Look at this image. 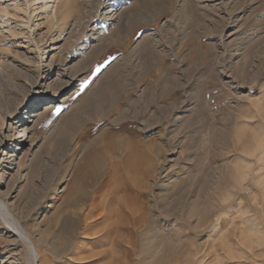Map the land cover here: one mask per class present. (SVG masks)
<instances>
[{
	"label": "rangeland",
	"instance_id": "1",
	"mask_svg": "<svg viewBox=\"0 0 264 264\" xmlns=\"http://www.w3.org/2000/svg\"><path fill=\"white\" fill-rule=\"evenodd\" d=\"M18 1L26 8L30 0ZM109 1L114 4L110 15L94 14L95 7H104ZM181 1L186 11L179 12L184 16L173 11L175 0H74L79 7L76 5L73 16L78 15L77 9L89 16L73 34H61L39 14L26 29L17 23L12 8L2 17L0 26L30 37L8 46L6 61L12 67L4 87L13 94L6 105L20 109L19 115L26 104L38 101L40 97L34 96L30 87L38 75V84L48 90L35 112L42 115L34 120V133L19 147H23V158L34 160L13 178H3V173L14 162L16 141H9L1 132L0 118V155L7 162H0V197H5L12 214L22 221L39 252V264H96L98 260L97 264H154V256L167 251L162 240L152 238L156 233L169 237L165 264H264V0ZM50 35H71L64 39L68 52L59 74L49 75L55 79L53 83L42 81L44 72H50L43 65L49 60L41 59L45 47L50 46ZM97 43L102 46H95ZM104 71L108 77L103 76ZM1 98L0 91V110L6 113ZM53 101L57 105L49 112L40 110ZM56 109L61 110L59 115ZM20 131H15V138ZM108 137L115 142L112 148L106 146ZM96 172L97 181L91 184ZM229 172L239 180L222 185ZM165 185L168 191H162ZM93 199L101 206L98 210L90 204ZM210 199L216 209L208 211L202 223L199 218ZM112 204L126 206L125 214L118 211L115 216L119 221L112 215ZM192 210L195 215L191 218ZM72 216L80 223L75 244L67 235H58L61 229L71 227ZM99 217L108 224L103 223L105 230L96 224L89 229L88 224ZM152 218V232H156L148 233L147 243L141 240V232L136 241L129 236L118 241V235L136 220L143 219L145 226ZM166 218L169 227L164 225ZM102 236L104 243L97 245ZM27 246L9 231L0 214V264H33ZM100 249L106 252L104 260L96 255ZM175 251L179 253L171 258ZM126 252L131 253L129 258Z\"/></svg>",
	"mask_w": 264,
	"mask_h": 264
},
{
	"label": "bare ground",
	"instance_id": "2",
	"mask_svg": "<svg viewBox=\"0 0 264 264\" xmlns=\"http://www.w3.org/2000/svg\"><path fill=\"white\" fill-rule=\"evenodd\" d=\"M108 1V0H107ZM138 1H140V0H138ZM19 2L20 1H18V0H0V22H1V20H3L2 19V17L3 16H8V14H10V12H9V8H12V10L15 12L14 14H15V19H17V23H20V25L22 24V27H23V24L25 25V27H23L24 29H26V25H27V27L29 26V24H31V23H33L32 21H33V17H37V15L39 14V16L41 17L42 16V18L44 19V21H46L48 24H49V26H51V27H57V29H59V31H60V33L61 34H63V33H65V32H67V33H69V34H73V31L76 29V27L78 26V24H80V23H84V22H82L86 17H88L86 14H88V13H86V12H81V9H80V11H79V9H77L78 10V15H77V13H76V16H73V13H74V10L76 9V7L78 6L77 4V6L75 5V2H74V0H30L29 1V3L26 5V8L23 6H21L22 4H20L19 5ZM94 2V1H93ZM114 2V1H113ZM143 2H144V0H143ZM175 2H176V0H175ZM181 0H178L177 2H176V5H175V7H174V9H173V11L175 12V14L177 13V14H179L180 12H182V11H186V10H182V9H185L184 7H183V5L181 4ZM102 3V2H101ZM128 3V2H127ZM130 3V2H129ZM131 3H133V2H131ZM187 3V2H186ZM98 4V3H97ZM103 4V3H102ZM102 4H101V6H102ZM83 5V4H82ZM88 5V4H87ZM168 5L169 4H167V7H168ZM172 5V4H171ZM114 6V4H112L110 1L109 2H107L106 4H105V6L104 7H95V12H94V14H96V15H101V14H103L104 16H107V15H110V13H111V11H113V10H111V9H109L110 7H113ZM135 6V5H134ZM140 7H141V5H139ZM170 6V5H169ZM79 7V6H78ZM84 7V6H83ZM88 7H90V6H88ZM132 7V6H131ZM122 8V7H121ZM86 9V8H85ZM88 9V8H87ZM93 9V8H92ZM139 9V8H138ZM125 10V9H124ZM159 10V9H158ZM157 10V11H158ZM169 10V9H168ZM171 10H172V7H171ZM182 10V11H181ZM103 11H104V13H103ZM115 11V10H114ZM119 11V10H118ZM132 11V10H131ZM139 11V10H138ZM137 11V12H138ZM180 11V12H179ZM169 12V11H168ZM188 12V11H187ZM186 12V13H187ZM122 13V12H121ZM121 13H120V15H121ZM157 13H161V11H159V12H157ZM156 13V14H157ZM185 13V12H184ZM126 14H128V13H126ZM162 14V13H161ZM174 14V15H175ZM125 15V14H124ZM160 15V14H159ZM159 15H157V16H159ZM170 15H173V14H170ZM180 15H181V13H180ZM180 15H179V17H180ZM186 15V14H185ZM95 16V15H94ZM103 16V17H104ZM113 16V15H112ZM111 16V17H112ZM117 16V15H116ZM118 16H119V13H118ZM122 16V15H121ZM120 16V17H121ZM178 16V15H177ZM181 16H184V15H181ZM10 17H12L11 15H10ZM119 17V18H120ZM123 17V16H122ZM142 17V16H141ZM172 17V16H171ZM178 17V18H179ZM13 18H14V16H13ZM108 18V17H107ZM118 18V17H117ZM124 18H125V16H124ZM170 18V17H169ZM172 18H174V17H172ZM171 18V19H172ZM92 19V18H91ZM111 19V18H110ZM10 20H11V18H10ZM10 20H9V23H10ZM38 20V19H37ZM89 20V19H88ZM107 20V19H106ZM127 20V19H126ZM16 21V20H15ZM86 21V20H85ZM92 21H94L93 19H92ZM7 22V21H6ZM12 22V21H11ZM112 22V21H111ZM169 22H171V21H169ZM12 23H14V22H12ZM86 24H87V22H85ZM118 23V22H117ZM4 24H5V21H4ZM36 24V23H35ZM8 25H10V24H8ZM14 25V24H13ZM19 24L17 25V26H20ZM81 25V24H80ZM97 25V24H96ZM15 26H16V24H15ZM36 27H37V25H35ZM34 26V27H35ZM43 26V25H42ZM88 26V25H87ZM22 27H20V28H18V29H21ZM29 27H31V26H29ZM82 27V26H81ZM81 27H79V28H81ZM89 27V26H88ZM116 27V26H115ZM14 29V28H13ZM13 29H11V28H9V27H5V26H0V56H1V58H0V91L2 92V98H1V102H2V105H3V107H6V108H8V110L6 111V113H4V111L3 110H0V118L2 119L1 120V132H3L4 134H5V137L9 140V141H11V142H15L16 141V144H15V146H13V149H14V152H13V154H12V158H14L13 159V163H11L10 165H9V167H8V170H5L4 171V173H3V178L4 177H7L8 175L9 176H12V178L14 177V176H16V175H18L19 174V176H20V174L22 173V171L23 170H26V169H28V167H30V165H28L29 164V162L31 161V159L30 158H27V157H25V158H23L22 157V152H23V147H21V149L19 148L20 147V144L21 143H23V145L25 144V142H26V140L28 139V136L35 130V127H36V123H37V120L36 121H34L36 118H39L41 115H42V113H35L36 111H38V110H36L37 109V106L38 105H40L41 104V102H40V100H41V97L42 96H44L45 94H47V92H48V90H45V88H44V84L43 83H40V84H38L39 83V81H41V76H37L36 77V79H37V81H32V82H30V87H31V90L33 91V95L35 96H37L38 95V97H40L39 98V100L38 101H33V102H31V104H26L25 105V107L24 108H22V110H21V112L19 113V115H16V113L20 110V109H18V108H16V109H14V108H12V109H9V106L8 105H6L7 104V101H8V99H10V95H12L13 93H11V90L10 89H7V88H5L4 86L6 85V83L8 82L9 83V81H8V75H7V72L8 71H10L11 70V68L10 67H12L11 65H10V63H7V61H6V56H9L8 55V53H10V49H9V47L8 46H10L11 44L12 45H15V44H19V40L18 39H24L25 38V40L24 41H27V39H29L30 37H28V36H24L23 37V35H21V34H23V33H21V34H18V32L16 33ZM23 29V30H24ZM29 30H30V28H28ZM53 29V28H52ZM28 30V31H29ZM32 30V29H31ZM115 30V29H114ZM58 31V32H59ZM77 31V30H76ZM25 32V31H24ZM31 32V31H30ZM20 33V32H19ZM26 33V32H25ZM52 33V32H51ZM80 33H81V31H80ZM100 33V32H99ZM82 34H84V33H82ZM154 34V33H153ZM25 35V34H24ZM77 35V34H76ZM85 35V34H84ZM105 35V34H104ZM150 35V34H149ZM30 36H31V34H30ZM35 36V35H34ZM66 36L67 35H50V46L48 45L47 47H45V49L43 50V55H42V60H44V59H46V61H48V63H45V64H43L44 65V68H47L48 69V71H50V72H44V78L42 79V81H44L45 82V80H47V81H49V80H51V82L53 83V82H56L55 81V79L54 80H52L53 79V77L55 76V75H57V73L58 72H60V70L61 69H59V66H60V64H61V62L62 61H64L63 59L65 58L64 56L66 55V53L68 52V42H67V44H66V41H67V39L68 38H70L69 36H71V35H69V36H67V39L64 41V39L66 38ZM81 36H83V35H81ZM146 36V35H145ZM152 36V35H151ZM72 37H74L75 38V36H72ZM80 37V36H79ZM86 37V36H85ZM103 37H105V36H103ZM33 38V37H32ZM31 38V39H32ZM36 38V37H35ZM81 38V37H80ZM97 38H99L98 36H97ZM107 38V37H106ZM143 38H145V37H143ZM146 38H147V36H146ZM61 39H63V41H64V43H63V45H60V46H58V43H59V41H61ZM104 39V38H103ZM142 39V38H141ZM140 39V40H141ZM151 39V38H150ZM154 39V38H153ZM77 40H79V38L77 39ZM104 40H106V39H104ZM109 40V39H108ZM145 39H143L142 41H144ZM23 41V40H22ZM147 41H149L148 39H147ZM28 42H29V40H28ZM45 42V41H44ZM21 43V42H20ZM106 43V42H105ZM143 43H145V41L143 42ZM35 44V43H34ZM46 44V43H45ZM101 45L102 46V44H100V43H97V45H95V46H99V45ZM137 44H138V42H137ZM25 45V44H24ZM32 45V44H31ZM73 45V44H72ZM72 45H71V47H72ZM78 45V44H77ZM76 45V46H77ZM107 45V44H106ZM139 45H140V43H139ZM17 46V45H16ZM44 46V45H43ZM70 46V45H69ZM74 46V45H73ZM105 46V45H104ZM135 46V45H134ZM142 46V45H141ZM49 47H50V49H49ZM78 47V46H77ZM96 48V47H95ZM105 48V47H104ZM99 49V48H98ZM102 49V48H101ZM133 50H134V48H132ZM139 49V48H138ZM30 50V53L31 52H33L32 51V49H29ZM79 50V49H78ZM103 50V49H102ZM129 50H131L130 48H129ZM37 51V50H36ZM84 51V50H83ZM132 51V50H131ZM136 51H138V50H136ZM135 51V52H136ZM17 52V51H16ZM29 52V51H28ZM40 52H41V49H40ZM80 52V51H79ZM78 52V53H79ZM90 52H92V51H89V53ZM99 52H100V50H99ZM104 52V51H103ZM84 53V52H83ZM33 54V53H32ZM65 54V55H64ZM70 54V53H69ZM80 54H81V52H80ZM92 54H95V53H93L92 52ZM20 55V54H19ZM68 55V54H67ZM82 55V54H81ZM90 55H91V53H90ZM83 56V55H82ZM81 56V57H82ZM89 56V55H88ZM88 56H86V57H88ZM93 56V55H92ZM19 57V56H18ZM26 57V56H25ZM37 57V56H36ZM38 57H39V55H38ZM37 57V58H38ZM84 57V56H83ZM90 57V56H89ZM88 57V58H89ZM96 58L98 57V56H95ZM94 57V58H95ZM21 58H24V57H22V55H21ZM40 58V57H39ZM77 58H78V56H77ZM85 58V57H84ZM87 58V59H88ZM15 59V58H14ZM40 59V60H41ZM67 59H68V57H67ZM66 59V60H67ZM86 59V58H85ZM85 59H84V61H85ZM17 60V59H16ZM20 60V59H19ZM27 60V59H26ZM32 61H33V59H31ZM30 60V61H31ZM38 60V59H37ZM80 60V59H79ZM83 60V59H82ZM12 61V60H11ZM83 61V62H84ZM92 61V60H91ZM121 61V60H120ZM14 62H17V61H14ZM28 62V61H27ZM44 62V61H43ZM80 62H82V61H80ZM94 62V61H93ZM92 62V63H93ZM21 63V62H20ZM64 63H65V61H64ZM77 63H79V62H77ZM85 63V62H84ZM26 64V63H25ZM25 64H22V65H25ZM32 64V63H31ZM40 64V63H39ZM70 64V63H69ZM76 64V63H75ZM74 64V65H75ZM87 64L89 65L90 63H89V61L87 62ZM13 65H15L16 66V64H13ZM28 65H30V64H28ZM74 65H72L71 67H73ZM21 66V65H20ZM31 66V65H30ZM68 66V65H67ZM77 66L79 67V65L77 64ZM86 66V65H85ZM32 67H33V65H32ZM35 67V66H34ZM14 68H16V67H14ZM13 68V69H14ZM25 68V67H24ZM62 68V67H61ZM68 68V67H67ZM74 68V67H73ZM72 68V69H73ZM81 68V67H80ZM89 68H90V66H89ZM10 69V70H9ZM13 69H12V71H13ZM23 69V68H22ZM30 69V68H29ZM66 69V68H65ZM79 69V68H78ZM84 69V68H83ZM109 69V68H108ZM15 70V69H14ZM18 70H19V68H18ZM21 70V69H20ZM17 71V70H16ZM24 71V70H23ZM30 71V70H29ZM37 71V70H36ZM65 71V70H64ZM67 71V70H66ZM72 71H74V72H76L75 70H72ZM79 71V70H78ZM77 71V72H78ZM107 71V70H106ZM21 72H22V70H21ZM74 72H72V73H74ZM77 72H76V74H77ZM83 72V71H82ZM25 73H27V72H25ZM51 73V74H50ZM85 73V72H84ZM104 73H105V75H103V76H105V77H108V76H106V72L104 71ZM13 74V73H12ZM17 74H19V73H17ZM37 74H39V73H37ZM59 74V73H58ZM75 74V75H76ZM108 74H109V72H108ZM107 74V75H108ZM19 75H21V73L19 74ZM49 75H53V77L50 79L49 77ZM65 75V74H64ZM10 76V75H9ZM18 76V75H17ZM63 76V75H62ZM69 76V75H68ZM110 76V75H109ZM20 77V76H19ZM70 77V76H69ZM75 77V76H74ZM23 78V77H22ZM26 78V77H25ZM25 78H24V81H25ZM29 78V77H28ZM27 78V79H28ZM32 78V77H31ZM59 78V77H58ZM64 78V77H63ZM101 78H104V77H102L101 76ZM13 79V78H12ZM60 79V78H59ZM73 79V78H72ZM10 80V79H9ZM16 80V79H15ZM102 80V79H101ZM105 80V79H104ZM11 81V80H10ZM17 81V80H16ZM23 81V82H24ZM70 81V80H69ZM26 82V81H25ZM27 83V82H26ZM71 83V82H70ZM61 84V83H60ZM13 88V87H12ZM52 88V87H51ZM60 88V87H59ZM58 88V89H59ZM57 89V90H58ZM61 89V88H60ZM59 89V90H60ZM63 89H65V86L63 85V87H62V90ZM13 90H14V88H13ZM12 90V91H13ZM50 90V89H49ZM97 90V89H96ZM101 89H99L98 91H100ZM17 92V91H16ZM22 92V91H21ZM58 92V91H57ZM56 92V93H57ZM101 92H102V90H101ZM101 92H99L100 94H102ZM57 95V94H56ZM7 96V97H6ZM19 96V95H18ZM23 96H25V95H23ZM94 96H96V95H94ZM101 96H103V95H101ZM90 97V96H89ZM86 98V97H85ZM84 98V99H85ZM83 99V100H84ZM88 99H90V98H88ZM100 99V98H99ZM24 102L25 101H28V98L27 97H23V99H22ZM21 100V101H22ZM83 100H81V101H83ZM85 100H87V99H85ZM86 102V101H85ZM90 102V101H89ZM82 104H85V103H82ZM6 105V106H5ZM21 105V104H20ZM57 105V104H56ZM56 105H55V102L53 101V102H50V103H47V104H44V105H42V108L40 109V110H43V111H48V110H50V109H53L54 107H56ZM80 105V104H79ZM79 105H77V106H79ZM8 106V107H7ZM85 106H87V105H85ZM83 107V106H82ZM78 109L79 108H77V110H76V112H78ZM82 108L80 107V110H81ZM40 112V111H39ZM49 112V111H48ZM73 112V111H72ZM46 113V112H45ZM79 113V112H78ZM77 113V114H78ZM73 114H74V112H73ZM27 115H28V117H27ZM75 116H77L76 114H74ZM74 115H72V117L74 116ZM79 115V114H78ZM20 117V120L18 121V126H16L15 127V125H17V122H15V120L17 119V118H19ZM67 117H69V116H67ZM66 117V118H67ZM70 117H71V115H70ZM70 117H69V119H70ZM31 119H33L32 121H31ZM68 119V118H67ZM72 120V119H71ZM70 120V121H71ZM69 121V120H68ZM74 121H76L75 119H74ZM73 121V122H74ZM73 122H71V123H73ZM78 122V121H77ZM34 123V125L33 126H30L31 124H33ZM39 123V122H38ZM69 123V122H68ZM79 123V122H78ZM74 124V123H73ZM72 125V124H71ZM70 125V126H71ZM76 126H77V124H75ZM158 125V124H157ZM160 125V124H159ZM61 126H62V124H61ZM60 126V130H61V127ZM38 127V126H37ZM57 127V126H56ZM63 127H64V125H63ZM73 127V126H72ZM19 128H21V131H20V133H19V136L18 137H16L15 138V131L17 130V129H19ZM67 128V127H66ZM68 128H71V127H68ZM66 129V130H69V129ZM65 130V129H64ZM74 130V129H73ZM65 132V131H64ZM34 133V132H33ZM66 133V132H65ZM50 136V135H49ZM116 138V137H115ZM114 138V139H115ZM17 139H18V141H17ZM226 139V138H225ZM225 139H223V140H225ZM115 140H117V139H115ZM36 143V142H35ZM35 143H33V145L35 144ZM224 143V142H223ZM228 143V142H227ZM44 144V143H43ZM117 144H118V142H117ZM122 145V144H121ZM127 145V144H126ZM2 146V145H1ZM106 146H107V148H112V147H114L115 146V142H113L112 141V138H110V137H108L107 139H106ZM118 146V145H117ZM163 146V145H162ZM146 147V146H145ZM152 147V146H151ZM159 147V146H158ZM124 148V147H123ZM130 148V147H129ZM20 149V152H18V150ZM162 149H163V147H162ZM132 150V149H131ZM149 151V150H148ZM161 151L162 150H160V153H161ZM18 152V153H17ZM17 153V154H16ZM36 154H37V152H35ZM34 153V154H35ZM121 153H122V151H121ZM149 153H150V151H149ZM158 153V152H157ZM125 154V153H124ZM6 155V154H5ZM133 155L135 156V154L133 153ZM161 155V154H160ZM32 156V155H31ZM166 156V155H165ZM164 156V157H165ZM34 157V156H33ZM37 156H35V158H36ZM123 157H125V156H123ZM133 157V156H132ZM37 158H39L40 159V157H37ZM8 159V158H7ZM38 159V160H39ZM135 159V158H134ZM133 159V160H134ZM165 159V158H164ZM34 160V159H33ZM32 160V161H33ZM36 160V159H35ZM18 161H20V162H18ZM31 161V162H32ZM40 161H41V159H40ZM39 161V162H40ZM0 162H3V163H7L6 162V160H5V157H3V156H1L0 155ZM35 162H37V161H35ZM38 162V163H39ZM168 162V161H167ZM165 163V162H164ZM31 164V163H30ZM113 164V163H112ZM32 165H33V163H32ZM32 165H31V168H33L32 167ZM35 165V164H34ZM150 165H151V163H150ZM162 165V164H161ZM166 165V164H165ZM164 166V165H163ZM162 166V169L164 168ZM36 168V167H35ZM34 168V169H35ZM127 168V167H126ZM30 169V168H29ZM160 169V168H159ZM162 169H161V171H162ZM33 170V169H32ZM127 170V169H126ZM146 170V169H145ZM141 171V170H140ZM139 171V172H140ZM15 174H14V173ZM136 172V171H135ZM138 172V173H139ZM113 174L114 173H112V172H110L109 173V176L112 178L113 177ZM144 174V173H143ZM159 174V173H158ZM157 174V175H158ZM31 175V174H30ZM141 175V174H140ZM149 175V174H148ZM161 175V174H160ZM159 175V176H160ZM168 175V172L165 174V177ZM26 176V175H25ZM29 176V175H28ZM144 176H146V174L144 175ZM140 177V176H139ZM164 177V176H163ZM17 178V177H16ZM19 179H20V177H18ZM22 178H23V176H22ZM26 178V177H25ZM32 178V177H31ZM31 178H29V180H31ZM96 178H97V172L96 173H94V175H93V181L91 182V184H95L96 183ZM118 178V177H117ZM159 178V177H158ZM224 179H222L221 180V184L223 185V183H225L224 185H227V184H231V183H233V184H236L235 182H237L238 180H239V177L238 176H234V172L233 173H231V172H229L228 173V175L227 176H225V177H223ZM147 179V178H146ZM13 180V179H12ZM24 180V179H23ZM96 180V181H95ZM141 180V179H140ZM17 181V180H16ZM19 181V180H18ZM21 181H22V179H21ZM26 181V183L28 182L27 180H25ZM146 181V180H145ZM142 182V181H141ZM148 182V181H147ZM147 182H145V184L147 183ZM153 182V181H152ZM1 184L3 183V182H0ZM144 183V182H143ZM154 183H156V182H154ZM16 184V183H15ZM140 184V183H139ZM148 184V183H147ZM158 184V183H157ZM219 184V183H218ZM162 185V184H161ZM149 187H152V186H147V189L149 188ZM167 187H168V185H165V186H163L162 187V191H168V189H167ZM122 189V188H121ZM125 190V189H124ZM125 193H127V191L125 192ZM161 195V194H160ZM164 195V194H163ZM84 196V195H83ZM126 196V195H125ZM3 197V196H2ZM85 197V196H84ZM5 198V197H4ZM4 198H1L0 197V214L2 215V217H3V219H4V221H5V224L7 225V227H8V229H9V231H11L13 234H14V236H16V238L19 240V241H21V242H24V243H26L28 246H27V248H29V251H30V254H31V258H32V262H33V264H39L40 263V260H39V252H38V250H37V248H36V246L34 245V243L32 242V240H31V238L27 235V233L25 232V230H24V227L22 226V224H21V222L12 214V212H11V210L9 209V205H8V202L4 199ZM77 198V197H76ZM75 199V198H74ZM85 199V198H84ZM152 199V198H151ZM217 199V196L215 195V196H213V200H216ZM77 200V199H76ZM115 201V200H114ZM133 201V200H132ZM81 202V201H80ZM145 202V201H144ZM90 203V202H89ZM98 203V202H97ZM96 202H95V200L93 199V201H92V203H90L91 204V206L93 207V209L94 210H98L99 209V207H101V206H99L98 204H97ZM122 204V203H121ZM140 204V203H139ZM207 206L206 205H204V206H206V212H204L203 213V215H202V217L201 218H199L200 219V221L202 222V223H204V221H205V219H206V217L208 216L207 214H210V213H207L208 211L209 212H211L212 210L214 211L215 209H214V207H215V204L213 203V201L210 199L208 202H207ZM120 205V204H119ZM133 205V204H132ZM155 205V204H154ZM125 206V205H124ZM139 206V205H138ZM218 206V205H217ZM111 211H112V213H114V214H112L113 215V217H115L116 215L117 216H119V214H117V212L119 211V212H121V213H123V214H125V212H127L126 210H125V208H126V206H125V208H123L122 206H120V207H116L115 205H111ZM128 207V206H127ZM134 207V206H133ZM137 206H135V208H136ZM140 208H141V206H139ZM154 207V206H153ZM138 208V207H137ZM144 208V207H143ZM142 208V209H143ZM151 208V207H150ZM125 210V212H124V210ZM133 209V208H132ZM147 209V208H146ZM79 210V209H78ZM82 210V209H81ZM80 210V211H81ZM205 210V209H204ZM83 211V210H82ZM87 211V210H86ZM101 211V210H100ZM137 211V210H136ZM147 211H149V210H147ZM146 211V212H147ZM154 211V210H153ZM134 212V211H133ZM138 212V211H137ZM151 212H152V210H151ZM14 213V212H13ZM100 213V212H99ZM130 213V212H129ZM139 213V212H138ZM143 213V212H142ZM150 213V212H149ZM212 214V213H211ZM86 215V214H85ZM101 215H103V214H101ZM106 215V214H105ZM112 215L110 216V217H112ZM132 215V217H133V214H131ZM150 215V214H149ZM194 210H192L191 212H190V217L192 218V217H194ZM207 215V216H206ZM79 216V215H78ZM83 216V215H82ZM116 216V217H117ZM124 217H126L125 215H123ZM141 216V215H140ZM142 216H144V215H142ZM147 216V215H146ZM154 216V215H153ZM115 217V218H116ZM120 217H121V215H120ZM136 217V216H135ZM139 217V216H138ZM69 218V217H68ZM79 218V217H78ZM81 218V217H80ZM89 218V217H88ZM159 218H160V216H159ZM110 219V218H109ZM148 219V218H147ZM209 219V218H208ZM72 224H71V227L70 228H68V230L66 229V228H63V229H61V232H59V234L58 235H60V236H62V235H67L68 236V238L72 241V239H73V241L75 240V238H76V236H77V233H78V231H79V221H78V219H77V217H75V216H72ZM115 220H118V218H116ZM121 220V219H120ZM136 220V219H135ZM150 220V219H149ZM160 220H161V218H160ZM104 221H105V219H103V218H97L96 220H94L92 223L90 222L89 224H88V227H89V229L90 228H92L95 224H96V226H98L99 228V230H101V231H103V230H105V226H103V223H104ZM110 221V220H109ZM114 221V220H113ZM119 221V220H118ZM147 221V220H146ZM159 221V220H158ZM200 221H199V223H200ZM209 222H210V220H208ZM69 222V221H68ZM161 222V221H160ZM160 222H159V224H160ZM164 222H165V224L164 225H166L167 227H169V218H166L165 220H164ZM71 223V222H70ZM116 223V222H115ZM134 223V222H133ZM154 223H155V219L154 218H152V220H150L149 221V223L146 225L145 224V226H144V220L142 219V221H135V223H134V225L133 226H130L129 228H127L126 229V232H125V229L120 233L119 232V230H118V233L117 234H119L118 235V237L117 238H119L118 239V241H120V240H126V238H127V236H129V240H135V238L137 237V233L138 232H141V240L142 241H144V242H146L147 243V241H148V236H150V234L148 235V233H150V232H152V231H154ZM162 223V222H161ZM206 223V222H205ZM105 225L107 224V223H104ZM118 224H121V223H119L118 222ZM117 224V225H118ZM158 224V225H159ZM216 224V223H215ZM108 225V224H107ZM162 225V224H161ZM206 225V224H205ZM64 226V225H63ZM65 226H68V225H65ZM142 226H144V229L141 231V228H142ZM154 227V228H153ZM160 227V226H159ZM88 229V230H89ZM112 230H113V227H112ZM112 230H110V232H112ZM160 230V229H159ZM81 231V230H80ZM163 231V230H162ZM115 232V231H114ZM156 232V231H155ZM154 232V233H155ZM104 233H106V232H104ZM116 233V232H115ZM153 233V232H152ZM151 233V234H152ZM153 233V234H154ZM108 234V233H107ZM110 234V233H109ZM109 234H108V236H107V241H108V238H109ZM112 234V233H111ZM114 234V233H113ZM116 234V235H117ZM152 234V235H153ZM165 234V233H164ZM164 234H161V233H156L155 235H153L152 236V238L154 237L155 238V240L156 241H159V240H157V239H160V240H162L161 241V243L162 242H164L166 245V248H167V251H165V252H163V255H161L160 257H159V255L157 256V255H155L154 256V264H165V262L167 261V259L169 258V237L168 238H166V237H164V236H166V235H164ZM88 235H89V233H88ZM126 235V236H125ZM112 236V235H111ZM88 237V236H87ZM97 237H98V235H97ZM100 237V236H99ZM116 237V236H115ZM111 238V237H110ZM113 238V237H112ZM137 238H139V237H137ZM151 238V237H150ZM128 239V238H127ZM140 239V238H139ZM103 240L105 241V236H102V238H101V240H98V243H96L97 245H100V244H103L104 242H103ZM112 240V239H111ZM15 241V240H14ZM72 241V242H73ZM117 241V240H116ZM115 241V242H116ZM136 241V240H135ZM103 242V243H102ZM109 242H111V241H109ZM113 242V241H112ZM126 242V241H125ZM129 242V241H128ZM16 243V242H15ZM107 243V242H106ZM105 243V244H106ZM131 243H135V242H132L131 241ZM149 243V242H148ZM12 244H14L13 242H12ZM74 244H75V241H74ZM111 244V243H110ZM66 245V244H65ZM68 245V244H67ZM97 245H95V246H97ZM112 245V244H111ZM115 245V244H114ZM147 245V244H146ZM81 246V245H80ZM110 246V245H109ZM56 247H58V246H56ZM78 247V246H77ZM88 247V246H87ZM99 247V246H98ZM128 247V246H127ZM131 247V246H130ZM95 248V247H94ZM94 248H92V249H94ZM84 250L86 249V248H83ZM104 249V248H103ZM106 249H107V247H106ZM28 250V249H27ZM77 250V249H76ZM75 250V251H76ZM90 251V249H88L87 248V250L86 251ZM98 250V249H97ZM101 250V249H100ZM99 250V253H97L96 255L97 256H100V260L103 258V257H105L106 258V252H105V250H101L100 251ZM55 251V250H54ZM81 251V250H80ZM94 251V250H93ZM127 251V250H126ZM148 251V250H147ZM77 252V251H76ZM97 252V251H96ZM95 252V253H96ZM127 252H129V250L127 251ZM126 252V253H127ZM55 253H57V252H55ZM68 253V252H67ZM73 253V252H72ZM93 253V252H92ZM91 253V254H92ZM95 253H93L91 256H95ZM148 253V252H147ZM179 252H177V251H175V252H173V253H171V258L172 257H175L177 254H178ZM187 253H189V252H187ZM17 254V253H16ZM65 254V253H64ZM71 254V253H70ZM86 254H88V253H86ZM130 254L131 253H127V254H124V255H126L128 258H129V256H130ZM190 254V253H189ZM18 255V254H17ZM62 255V254H61ZM185 255V254H184ZM197 255V254H196ZM66 255H64V257H65ZM186 256V255H185ZM59 256H57V258H58ZM63 257V256H62ZM70 257V256H69ZM80 257H82V256H80ZM90 256L88 255L87 256V258H89ZM111 257V256H110ZM116 257H118V256H116ZM186 257H189V255L187 254V256ZM186 257H184V259L186 258ZM72 258V257H71ZM84 258V257H83ZM98 258V257H97ZM105 258H103V260L105 259ZM114 258V257H113ZM126 258V257H125ZM60 259H61V257H60ZM84 259H86V258H84ZM112 259V258H111ZM74 260V259H73ZM113 260V259H112ZM121 260V259H120ZM129 260V259H128ZM186 260V259H185ZM188 260H190V259H188ZM91 261V260H90ZM95 261H97V259L95 260ZM183 261V260H182ZM13 262V261H12ZM98 262H99V260H98ZM97 262V263H98ZM121 262V261H120ZM123 263H124V261H122ZM188 262V261H187ZM14 263H15V261H14ZM18 263V262H17ZM96 263V264H97ZM101 263H104V261L103 262H101ZM100 263V264H101ZM110 263H112V262H110ZM185 263V262H184ZM10 264V263H9ZM16 264V263H15ZM20 264V263H19ZM92 264H93V262H92ZM113 264V263H112Z\"/></svg>",
	"mask_w": 264,
	"mask_h": 264
},
{
	"label": "snow or ice",
	"instance_id": "3",
	"mask_svg": "<svg viewBox=\"0 0 264 264\" xmlns=\"http://www.w3.org/2000/svg\"><path fill=\"white\" fill-rule=\"evenodd\" d=\"M114 59H115V57H112V60H114ZM108 63H111V60H109ZM104 66L106 67L107 65H104ZM96 71H97V73H99L101 71V69L98 67L96 69ZM60 111H61L60 109H56V114L59 115Z\"/></svg>",
	"mask_w": 264,
	"mask_h": 264
}]
</instances>
